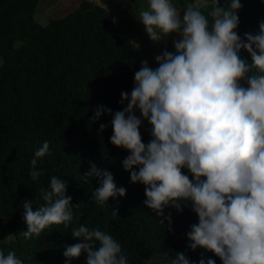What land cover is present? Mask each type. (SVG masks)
Masks as SVG:
<instances>
[{"label":"clouds","instance_id":"obj_1","mask_svg":"<svg viewBox=\"0 0 264 264\" xmlns=\"http://www.w3.org/2000/svg\"><path fill=\"white\" fill-rule=\"evenodd\" d=\"M203 3L211 5L206 14L199 6L186 5L181 13L173 0H147L136 21L154 43L175 36L173 50L156 55L154 68L142 60L130 92L120 93L121 110L98 105L92 122L111 115L109 142L128 153L122 167L131 183L144 186L143 205L161 225L167 221L171 231V216L164 214L169 207L177 213L189 207L197 216L186 233L188 251L202 249L221 264H264V20L257 32L241 37L240 0ZM143 122L150 126L147 143L139 131ZM105 127L101 123L98 131ZM48 153L47 141L33 153V181L43 174L36 166ZM81 177L97 182L92 193L97 206L125 196L126 189L94 162ZM49 179L40 190L44 203L35 210L32 200L21 205L26 240L52 225L68 228L73 220L66 183ZM71 238L77 242L64 247V264L81 254L84 264H129L121 244L99 228L81 224L72 228ZM0 264L23 262L12 251H0ZM170 264L216 261L178 252Z\"/></svg>","mask_w":264,"mask_h":264},{"label":"trees","instance_id":"obj_2","mask_svg":"<svg viewBox=\"0 0 264 264\" xmlns=\"http://www.w3.org/2000/svg\"><path fill=\"white\" fill-rule=\"evenodd\" d=\"M41 1L0 0V226L7 222L3 235L8 237L0 240V251L14 252L23 264H64V247L77 242L72 228L86 224L114 237L129 264H149L158 256L171 260L178 252L191 260L203 253L221 264L212 253L187 250L186 233L198 222L189 207L182 213L164 210L172 219L169 231L167 221L161 225V218L143 205L144 186L131 183L122 167L128 153L109 142L111 115L92 122L98 105L113 113L121 110L120 93L130 92L137 70L135 46L115 14L84 0L70 14L41 25L34 19ZM196 1L173 0L181 13ZM240 2L237 32L243 37L258 31L264 3ZM219 3L224 6L226 0ZM241 57L250 62L246 52ZM101 123L103 132L98 131ZM44 141L49 153L38 161L43 174L33 181L29 161ZM89 162L109 171L116 185L126 189L125 196L97 206L92 199L97 182L81 177ZM50 176L66 183L73 220L68 228L52 225L26 240L21 205L32 200L35 210L44 203L40 190L48 187ZM85 258L81 254L73 264H84Z\"/></svg>","mask_w":264,"mask_h":264},{"label":"rangeland","instance_id":"obj_3","mask_svg":"<svg viewBox=\"0 0 264 264\" xmlns=\"http://www.w3.org/2000/svg\"><path fill=\"white\" fill-rule=\"evenodd\" d=\"M84 0H42L38 6V11L34 16L37 23L48 25L52 20L63 18L76 10ZM97 5L111 10L115 14L117 25L124 30L127 37L135 46V57L137 70L140 67L142 60H147L150 67H156L154 57L167 49L172 51V40L175 36H169L159 43H154L149 40L143 30L141 24L136 21L138 10L141 7L147 6L146 0H90ZM193 6H199L205 14L210 9V4H204L203 0H197ZM127 4V7H126ZM131 5V6H130ZM128 18H126V16ZM138 45V47H137ZM0 56V66L2 65ZM133 82V76H132ZM139 116V113H136ZM142 141L147 143L150 137V126L147 122H143L140 129ZM186 171V170H185ZM7 222L0 226V240H8V237L3 235L6 231ZM170 261L165 256H158L149 261V264H170Z\"/></svg>","mask_w":264,"mask_h":264}]
</instances>
